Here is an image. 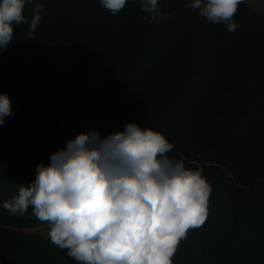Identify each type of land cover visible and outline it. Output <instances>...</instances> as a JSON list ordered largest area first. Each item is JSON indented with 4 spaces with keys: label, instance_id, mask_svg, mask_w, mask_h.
<instances>
[{
    "label": "trees",
    "instance_id": "1",
    "mask_svg": "<svg viewBox=\"0 0 264 264\" xmlns=\"http://www.w3.org/2000/svg\"><path fill=\"white\" fill-rule=\"evenodd\" d=\"M191 0H161L164 23L136 0L113 15L100 0L44 5L28 39L16 27L0 50V93L14 115L0 125V264H77L44 223L3 208L81 132L101 137L129 121L161 131L168 155L211 185L205 223L190 229L173 264H264V14L239 6L229 33L192 12Z\"/></svg>",
    "mask_w": 264,
    "mask_h": 264
},
{
    "label": "clouds",
    "instance_id": "2",
    "mask_svg": "<svg viewBox=\"0 0 264 264\" xmlns=\"http://www.w3.org/2000/svg\"><path fill=\"white\" fill-rule=\"evenodd\" d=\"M144 19L164 23L172 17L161 0H136ZM33 0H0V50L13 42L17 26L28 25V39L41 21L44 5L35 3L31 20L26 4ZM113 15L128 0H100ZM244 0H191L187 7L211 24L233 33ZM9 95L0 93V125L13 116ZM174 144L159 130L135 121L122 131L101 137L81 132L50 162L37 166L33 182L20 184L3 201L10 214L31 208L48 225V238L77 264H173L188 231L208 216L211 185L200 171L169 157Z\"/></svg>",
    "mask_w": 264,
    "mask_h": 264
},
{
    "label": "rangeland",
    "instance_id": "3",
    "mask_svg": "<svg viewBox=\"0 0 264 264\" xmlns=\"http://www.w3.org/2000/svg\"><path fill=\"white\" fill-rule=\"evenodd\" d=\"M244 3L247 6L255 9L256 11L261 12V13L264 14V0H244ZM27 231L47 234L48 225L47 224H42L40 226L27 229Z\"/></svg>",
    "mask_w": 264,
    "mask_h": 264
}]
</instances>
